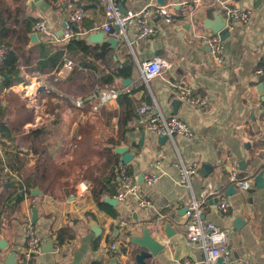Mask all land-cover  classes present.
I'll return each instance as SVG.
<instances>
[{"label": "crops", "instance_id": "crops-1", "mask_svg": "<svg viewBox=\"0 0 264 264\" xmlns=\"http://www.w3.org/2000/svg\"><path fill=\"white\" fill-rule=\"evenodd\" d=\"M44 1L51 13L47 18L48 31L38 36L37 43L46 42L64 49L69 41L64 37V21L78 8L83 10V18L78 33L73 35L76 38L87 41V32L105 21L103 6L98 0ZM147 1L119 0L125 7H139ZM184 1L192 0H163L162 4L175 3L178 18L173 25L164 24L153 15L151 18L157 29L155 35L140 39L134 31L129 33L132 51L138 61L159 56L169 61L171 68L145 84L139 78L134 61L129 84L124 86L115 81L111 85L121 92H129L137 112L129 122L130 138L120 140L113 152L124 146L133 155L128 163H120L137 179L138 193L151 202L149 207L138 206L137 200L129 195L115 205L108 203L115 211L113 215L95 200L93 178H108L111 191L101 196L100 200L104 201L119 191L118 177L115 174L112 179L110 171L100 174L96 166L91 168L104 160L74 161V142L79 138L82 140L79 128L86 122V117L80 115L82 118L75 121L68 115L72 110L84 114L88 107L86 104L81 108L74 106V98L80 95L66 94L57 88L60 81L67 80L73 68L64 69L59 63L50 72L31 73L26 66H20V82L1 90V110L9 109L6 108L9 102L4 97L11 90L21 101V111L15 106L7 110L9 112L3 120L8 126L7 135L0 131V192L10 194L12 199L18 198L15 204L12 200L0 202L13 216L11 224L3 223L4 208L0 207V241L6 242L5 248H0V264H4L10 250L17 251L16 263L21 259L25 246L23 227L27 220H31L33 210L37 214L34 225L42 239L35 264H90L94 260L101 264H139L135 258L138 248L129 239L140 236L142 227L149 229L165 245L156 256L144 259V264H182L185 259L193 264H205L203 250L190 245L185 237L184 212L192 195L176 182L174 163L178 154L185 162H198V172L191 180L193 193L200 198L206 189L213 192L203 199L204 216L229 229L228 245L232 258L238 264H264V161L261 145L264 140V0L251 3L249 22L236 23L229 30L230 35L224 40L225 60L220 65L211 60L205 39L210 30L204 25L219 14L207 5V1H201L191 16L182 17L178 3ZM21 2L32 18L43 16L38 8L31 9L30 0H0V4L10 9ZM242 4L250 2L243 1ZM106 38L104 35L103 41ZM32 45L28 39L26 48ZM114 50V59L120 62L125 55L133 57L124 43ZM64 56L75 63L74 67L83 59L80 54ZM82 69L86 81L90 69ZM172 83L189 85L195 93L208 94L211 104L199 109L183 103ZM147 97L151 98V105ZM143 105L150 110L157 106L165 116L176 115L183 119L193 129L194 136L190 139L176 137L174 144L170 140L160 141L159 136L142 128L146 114L140 113L139 108ZM118 110V100L115 99L96 112L103 120L104 111L114 112L107 122L117 128ZM107 142L110 145V140ZM154 161L159 162L158 168L151 166ZM230 161L239 164L238 179L250 180L247 191L240 190L229 179L226 169ZM47 166L49 172L46 170L45 176L42 169ZM77 166L79 170L73 171ZM34 169L38 170V179H32ZM260 171L263 172V181L258 185L254 179ZM150 173L158 178L152 185H147L143 177ZM75 174L77 178L71 180ZM3 184L8 191L3 190ZM231 184L234 191L227 193ZM33 190L36 192L32 193ZM220 200L228 203L224 212L216 208ZM166 224L170 226V233L173 232L170 237L164 231ZM66 226L71 227L74 235L59 243L56 232ZM49 240L54 244V251L44 252ZM57 244L61 245L58 252L55 251ZM111 244L116 246L115 249L110 248Z\"/></svg>", "mask_w": 264, "mask_h": 264}, {"label": "built area", "instance_id": "built-area-1", "mask_svg": "<svg viewBox=\"0 0 264 264\" xmlns=\"http://www.w3.org/2000/svg\"><path fill=\"white\" fill-rule=\"evenodd\" d=\"M103 6L105 21L95 26L87 35L102 31L107 37L116 39L118 42L126 44L135 58L139 78L147 84L150 79L163 75L164 72L171 68V63L159 56H153L149 59L138 61L132 51V40L129 36L131 31H134L137 38H149L155 35L157 29L155 22L152 20L153 15H157L164 24L173 25L177 20V15L174 9L175 3L159 4L155 0H149L139 7H125V11L119 7L118 0H98ZM207 1L208 6H212L225 23V27L230 30L236 23L244 24L249 22L252 13L251 3L259 0H192L179 2L180 16H191L193 10L197 7V3ZM243 1L250 4H242ZM83 18V10L76 9L68 19L64 21L65 33L64 37L70 39L79 31V23ZM48 31L47 18L39 17L32 25L31 32H35L38 36H43ZM89 33V34H88ZM209 46V52L213 63L220 65L225 60V45L224 41L217 33L208 32L205 36ZM8 47L0 41V63L8 54ZM60 65L67 70H71L75 63L63 56ZM175 88L179 100L194 108H206L211 104V97L208 94L195 93L189 85L172 83ZM120 94V89L115 86H95L86 97L78 96L74 98L73 104L81 108L90 103L91 110L96 112L106 105L109 101L117 99ZM139 112L146 114L142 128L144 131L154 133L157 136H167L174 144V139L186 138L190 139L194 136V131L191 126L183 119L176 115L165 116L157 109L150 110L148 106L140 107ZM262 155L264 161V140L262 141ZM238 162L230 161L227 163V173L229 179L235 182L238 188L242 191H247L250 187V180L247 178L238 179ZM154 168L159 167V162L151 163ZM177 170L176 182L185 186L191 193V199L186 206L184 212L185 222L184 230L187 242L195 247L203 250L205 254V264H215L218 258L222 259L221 264H238L232 258L231 249L229 248V229L220 227L214 222L208 220L204 216V197L213 194L207 189L202 192L201 197H195L191 180L198 172V162L193 160L185 162L180 155H177V160L174 163ZM4 171L8 172L7 168ZM117 177L119 191L113 197L116 201H125L127 196L131 195L137 200L140 207H149L151 202L138 193V181L135 177L127 172V168L122 163L118 166ZM157 175L150 173L143 177V181L147 185H152L157 181ZM228 203L225 200H220L216 203V208L221 212L226 211ZM23 231L25 234V246L21 251V259L16 264H35V258L40 251L42 239L36 231L34 222L30 219L24 223ZM61 245L57 244L55 251L60 250ZM115 245L111 244L110 248L115 249ZM182 264H193L188 259H185Z\"/></svg>", "mask_w": 264, "mask_h": 264}, {"label": "trees", "instance_id": "trees-1", "mask_svg": "<svg viewBox=\"0 0 264 264\" xmlns=\"http://www.w3.org/2000/svg\"><path fill=\"white\" fill-rule=\"evenodd\" d=\"M119 1V0H118ZM39 18V17H38ZM38 18H32L25 12L23 3L16 5L14 8H6L0 4V41L4 43L9 52L5 59L0 63V92L3 88L8 89L12 85L20 82V66H26L29 72L46 73L57 67L61 63L64 54L68 56H74L80 54L82 56L81 62H77V65L71 70L69 77L65 81H60L57 84V88L66 94H75L86 97L95 85L105 87L111 86L117 81L122 83L123 79L129 78L132 74L134 67L133 57L128 54L123 57V61L114 59L116 55L115 50L111 48L110 44L103 41L100 44H89L85 38H76L72 36L65 48H58L50 43L39 42L28 48V35L31 32L32 25ZM82 68H89V76L84 81V74ZM9 102L10 110L12 106L21 111V101L16 94L9 90L5 97ZM119 110L117 113V128L115 137L110 138V145L108 146V157L100 163L99 166L93 164L100 169V174L110 171L112 179H115L119 164H121V154L113 152L116 144L120 143V140L130 138L129 122L136 115L135 104L129 92H121L118 97ZM88 109H91L90 103L86 102ZM140 109V108H139ZM0 108V131L2 135H7L6 130L8 126L3 121L6 114L9 111ZM105 119H111L115 114L114 112H105ZM87 124H84L80 128L82 140L88 138ZM12 128V127H10ZM17 130L16 128H12ZM33 134V133H32ZM134 143V142H133ZM38 167V166H37ZM53 169V168H52ZM46 170L49 172V167L43 168V175L46 176ZM128 172V171H127ZM32 179L39 178L38 170L33 171ZM108 178L94 177L92 194L97 201L98 205L103 209H106L113 215L115 211L111 209L110 205L102 200L101 196L108 191L109 183ZM26 186L30 187L27 182H24ZM37 183V182H36ZM234 183V182H233ZM40 184V183H39ZM35 184L33 183V186ZM3 190L8 191L9 188H5V184L2 185ZM14 201V204L18 201V198H11L10 194L0 192L1 201ZM1 208L4 206L0 205ZM3 223L11 224L13 216L9 208L3 209ZM74 235L70 226L59 229L56 232V238L59 243H63L65 240L72 238ZM90 264H101L99 260H94Z\"/></svg>", "mask_w": 264, "mask_h": 264}, {"label": "water", "instance_id": "water-1", "mask_svg": "<svg viewBox=\"0 0 264 264\" xmlns=\"http://www.w3.org/2000/svg\"><path fill=\"white\" fill-rule=\"evenodd\" d=\"M157 3L162 4L163 0H156ZM29 6L31 7V9H36L38 8L41 13L43 14L44 17L49 18L51 10L49 9L48 4L44 1V0H30ZM119 7L121 8V10L125 11V6L122 3H119ZM215 21V23H211L210 21ZM204 25L207 29L210 30V32L212 33H217L220 38L224 41L229 35H230V31L225 27V23L223 21V19L221 18L220 15H217V18L215 19H210L208 20V22H204ZM29 37V41L32 44H35L39 41V37L35 32H31L28 35ZM104 38V33L102 31L99 32H95L92 34L87 35V41L90 43H102ZM106 42H108L111 46L112 49H116L119 47V42L116 39L107 37L105 39ZM114 58H116V56H114ZM130 82L129 78L123 79L122 80V84L124 86H127ZM121 93V91H120ZM148 100V104L151 105L152 101L151 98L147 97ZM159 140L162 142H165L167 140V136H159ZM115 152L118 154H121V161L123 163H128L131 158L133 157L132 154H130L129 152L126 151V147L124 146H119L117 148H115ZM262 175L263 172L260 171L258 173L257 176H255V182L259 185L262 180ZM264 186L263 182H262V187ZM258 188L261 186H257ZM234 191V185L231 184L229 185L228 189H227V193H232ZM32 193H35L36 190L31 191ZM105 202L115 205L116 204V200L114 198H105L104 199ZM186 209V208H185ZM36 211L33 210L32 213V217H31V221L34 222L36 220ZM239 217H236L235 220H238ZM235 227H237V225H234ZM169 224L165 225V234L167 237L172 236V234L169 231ZM129 242L135 246H137L138 248V252L135 255L136 261L139 264H144V259L150 258V257H154L156 256L159 252H161L165 245L161 244L150 232L149 229H147L146 227H142V234L140 236H132L129 239ZM47 247L44 248V252H52L54 251V244L51 240H49L48 244H46ZM6 246V242L5 240H1L0 241V248H5ZM16 254L17 251L16 250H10L9 253L7 254L4 264H16ZM217 264H221L222 263V259L218 258L217 259Z\"/></svg>", "mask_w": 264, "mask_h": 264}, {"label": "rangeland", "instance_id": "rangeland-1", "mask_svg": "<svg viewBox=\"0 0 264 264\" xmlns=\"http://www.w3.org/2000/svg\"><path fill=\"white\" fill-rule=\"evenodd\" d=\"M121 43L122 42L120 41L119 45ZM80 112L72 110L68 115L69 119H74L75 121H78V119L82 118L80 115H83L86 117V122L84 124H87L86 129L88 138L84 139V141L79 140V138L75 140V145L73 144L74 161H85V159H90L91 162L94 160H104L105 157H108L106 149L109 144L107 141L115 136L116 127L113 124H108L106 119L103 120L100 114L92 111L91 109L84 110V114ZM75 170H79V166L73 169V171ZM52 171L55 172L56 169L53 168ZM75 178H77V174L70 177L71 180H74Z\"/></svg>", "mask_w": 264, "mask_h": 264}]
</instances>
